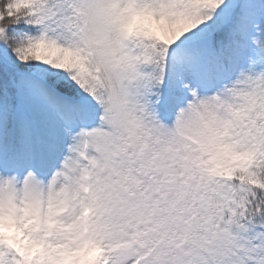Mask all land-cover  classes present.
<instances>
[{
    "label": "snow or ice",
    "instance_id": "1",
    "mask_svg": "<svg viewBox=\"0 0 264 264\" xmlns=\"http://www.w3.org/2000/svg\"><path fill=\"white\" fill-rule=\"evenodd\" d=\"M0 264H264V0H0Z\"/></svg>",
    "mask_w": 264,
    "mask_h": 264
}]
</instances>
